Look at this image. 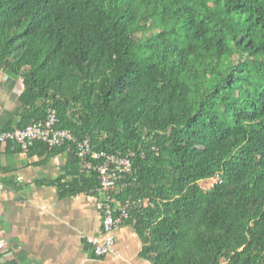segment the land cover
Listing matches in <instances>:
<instances>
[{
  "label": "trees",
  "instance_id": "obj_1",
  "mask_svg": "<svg viewBox=\"0 0 264 264\" xmlns=\"http://www.w3.org/2000/svg\"><path fill=\"white\" fill-rule=\"evenodd\" d=\"M0 71L21 80L15 128L54 109L74 136L29 148L74 155L39 185L98 197L76 143L133 154L115 199L145 203L124 223L141 258L264 264V0H0Z\"/></svg>",
  "mask_w": 264,
  "mask_h": 264
},
{
  "label": "crops",
  "instance_id": "obj_2",
  "mask_svg": "<svg viewBox=\"0 0 264 264\" xmlns=\"http://www.w3.org/2000/svg\"><path fill=\"white\" fill-rule=\"evenodd\" d=\"M20 81V82H19ZM21 80L0 71V133L15 128L21 108ZM12 141L0 143V258L18 264H151L140 257L142 242L131 225L115 231L117 256L96 258L82 234L101 230L92 194L60 198L58 189L39 185L65 174L74 155H30Z\"/></svg>",
  "mask_w": 264,
  "mask_h": 264
},
{
  "label": "built area",
  "instance_id": "obj_3",
  "mask_svg": "<svg viewBox=\"0 0 264 264\" xmlns=\"http://www.w3.org/2000/svg\"><path fill=\"white\" fill-rule=\"evenodd\" d=\"M56 111L49 109L42 121L31 123L24 128L0 133V143L12 141L22 150L27 151L35 142H43L49 148L74 142L72 133L65 129H57ZM79 166L84 172H96L99 180L95 208L99 216L101 230L97 235L82 234L96 258L115 257V231L129 220V211L134 206H141L144 202L127 200L124 204L116 201L115 195L118 184L124 176L131 172L132 156H118L114 154L97 153L91 148L90 141H78L75 146Z\"/></svg>",
  "mask_w": 264,
  "mask_h": 264
},
{
  "label": "rangeland",
  "instance_id": "obj_4",
  "mask_svg": "<svg viewBox=\"0 0 264 264\" xmlns=\"http://www.w3.org/2000/svg\"><path fill=\"white\" fill-rule=\"evenodd\" d=\"M14 80L17 81L18 79H14ZM215 182H216V179H211V180H208V181H203V182H200V186L204 190H208V189H210L213 186V184H215Z\"/></svg>",
  "mask_w": 264,
  "mask_h": 264
}]
</instances>
